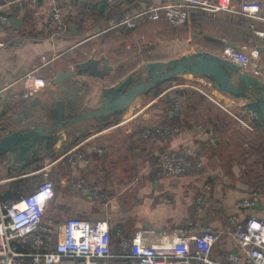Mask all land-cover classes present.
<instances>
[{"label":"crops","instance_id":"obj_1","mask_svg":"<svg viewBox=\"0 0 264 264\" xmlns=\"http://www.w3.org/2000/svg\"><path fill=\"white\" fill-rule=\"evenodd\" d=\"M58 1L63 9L66 29L60 35H53L49 29L47 0H0V16L7 17L6 20L0 18V38L5 42L0 46V127L14 124L15 119H20L25 113L24 102L18 101L9 106L7 97L21 89L20 78L23 74L36 68L41 75L53 78L59 70H70L71 65L75 67L80 62L95 58L100 60L98 69H104L106 62L111 68L103 79L86 76L87 80L92 84L100 80L103 85H111L128 73L139 70L144 62L167 60L198 51L220 54L225 43L230 42L236 48H246L248 51L258 49L260 70L264 72V0H231L236 9L245 1L259 4V11L252 17L237 10H202L214 23L202 21L200 30L193 23L200 13L198 11L192 12L182 27L168 25L162 11L157 19L140 20L135 29L123 23L140 10L159 7L169 0H118L113 5L108 2L103 5V0ZM223 16L229 19L221 21ZM239 16L247 18L248 29L229 35L222 33L224 25L234 22ZM232 25L236 26L234 23ZM133 32L148 38L149 50L130 44ZM151 51L154 53L145 57V53ZM43 54L58 55L43 64ZM145 58H148L147 61ZM261 76L264 81V73ZM54 88L52 82L34 98H40L44 92ZM179 91L184 98L180 110L173 112L160 98H156L157 95L148 93L144 98L137 97L122 116V119L128 117L136 106L137 114L128 121L122 122L121 119L91 126L55 154L42 155L20 170L9 173L6 167H0V189L19 179L41 180L40 173L31 172L42 167L46 158H55L83 141L80 149L87 153L91 161L89 164L72 166L60 160L49 167L56 190L55 197L45 208L44 224L61 228L69 217L105 220L110 229V248L116 254L120 251L118 230L126 237L140 230L148 241L156 240L162 233L169 237L176 235V229L185 227L192 217L193 198L206 180L212 188L203 220L220 232L211 257L225 261L229 251L242 253L243 247L232 232L229 216L237 213L234 206L236 201L259 189L255 187L261 182L254 181L257 174L250 173L248 177L242 174L253 157L244 159L240 156L241 148L230 138L231 134L218 131V121L223 119L224 112L217 103L192 87L182 86ZM192 91L204 94V103L195 106ZM240 100L243 104L244 100ZM162 119L177 123L180 131L159 142L139 137L138 132L142 128ZM259 129L264 137V131ZM210 131L218 141L216 146L208 142ZM93 144L101 145L104 153L100 155L90 151ZM187 145L202 156V171L156 180L152 168L160 156ZM243 148L250 152L251 146L245 143ZM78 175L89 182L102 183L109 199L92 202L75 193L68 180ZM251 214L264 218L263 199L257 207L241 211L243 218ZM129 263L130 258L125 256L109 258V264ZM56 264L80 263L74 258H64Z\"/></svg>","mask_w":264,"mask_h":264},{"label":"built area","instance_id":"obj_2","mask_svg":"<svg viewBox=\"0 0 264 264\" xmlns=\"http://www.w3.org/2000/svg\"><path fill=\"white\" fill-rule=\"evenodd\" d=\"M47 1L49 29L53 35H60L66 29L63 9L58 0ZM106 1L113 5L118 0ZM259 9V4L248 1L240 3L236 9L231 0H169L159 7L140 10L123 23L135 29L140 20L157 19L162 11L168 25L181 26L186 22L190 12L199 10L207 12L237 10L252 17ZM0 18L7 19L5 15ZM139 38L143 39L145 35L140 34L137 36V39ZM4 44V40L0 38V46ZM220 54L236 63L241 70L259 78L264 73L260 70L259 51L256 48L248 51L246 48L227 45L223 46ZM57 55L43 54L42 63L53 60ZM70 67L74 69L73 65ZM196 78L197 81H201L199 83L212 86L207 78L200 75H196ZM51 83L52 78L41 75L37 68L28 71L20 78L21 89L11 92L7 97V104L12 106L18 101L26 104ZM182 86L198 89L217 103L222 99L214 94L216 91L221 93L220 90L213 88L209 95L203 88L189 81L168 84L156 98L165 100L172 111L180 110L183 104L179 88ZM244 113L245 116L239 119L242 127L254 131L256 126L246 117L248 113L245 110ZM136 114L137 110H132V113L121 121H128ZM179 131L177 123L162 119L148 124L138 132V135L142 139L159 142ZM208 142L211 146L217 145L218 141L212 131L209 132ZM82 143L83 141L71 146L55 158H46L42 167L31 172L40 173L42 179L35 181L28 193L18 199H0V264H56L64 258H74L80 264H109V258L114 255L130 258L129 264H264V218L253 214L243 218L241 215L242 210L255 208L257 201L264 200V187L251 191L248 196L235 202L237 213L229 216V223L244 251L242 253L229 251L225 261L211 257L212 248L220 232L203 220L212 188L211 183L206 180L193 198L192 217L185 227L176 229V235L169 237L162 233L156 240L148 241L140 230L131 237L124 236L118 230L120 251L116 254L110 248V229L105 220L90 221L69 217L61 228L54 224H44L45 208L55 197L56 190L49 167L60 160H65L72 166L80 163L89 164L90 158L80 149ZM90 151L101 155L104 148L93 144ZM203 166L202 156L196 154L192 146L187 145L178 150L164 152L153 165L152 172L157 180L185 173H200ZM68 185L75 193L92 202L109 199V194L102 183L89 182L82 175L71 177Z\"/></svg>","mask_w":264,"mask_h":264},{"label":"water","instance_id":"obj_3","mask_svg":"<svg viewBox=\"0 0 264 264\" xmlns=\"http://www.w3.org/2000/svg\"><path fill=\"white\" fill-rule=\"evenodd\" d=\"M227 45L236 48L230 42ZM99 63V59L90 58L74 69L59 70L52 78L53 90L26 103L25 113L14 124L0 127V167L11 173L42 155L55 154L89 127L119 119L137 97L144 98L156 86L179 75L203 76L221 92L244 100L242 109L264 131V81L221 54L198 51L149 61L145 71H132L111 85L87 80L86 76L103 79L108 74L111 66L106 62L104 69H98Z\"/></svg>","mask_w":264,"mask_h":264},{"label":"trees","instance_id":"obj_4","mask_svg":"<svg viewBox=\"0 0 264 264\" xmlns=\"http://www.w3.org/2000/svg\"><path fill=\"white\" fill-rule=\"evenodd\" d=\"M200 12V13H198ZM197 13L196 17V21H194L193 23L195 24V28H197L198 30H200V26H201V22L205 21L208 24H213V20H211L210 17L206 16L205 13H203L202 10H199ZM192 12L189 13V17L191 15ZM205 15V16H204ZM193 17V18H195ZM204 17V18H203ZM229 18L226 17H222V19H220L221 21H226ZM222 23H226V22H222ZM232 23H234L236 26L232 25ZM185 23L182 26H184ZM248 29V20L247 18L244 17H238L234 20V22L230 21L227 22L223 29L221 30L222 33L224 34H231V32H237V30L239 31H244L245 29ZM173 79V78H172ZM170 79V80H172ZM169 81V80H168ZM192 94L194 95V102L193 104L195 106H198L199 103H204V100L206 99L204 94H201L199 92H195L192 91ZM108 118H104V120H107ZM236 127V121L230 119L228 117L227 114L224 113L223 115V119H220L218 121V131L222 134L226 133L227 131L232 130L230 138L232 139V141H234L235 145H237L238 147H240V156H243L244 159L250 158V157H256L257 159L255 160V162L262 161V154L264 153V137L261 135L262 133L259 132L258 130H256L255 132H252L250 130H238L235 129L233 127ZM143 129V128H142ZM247 143L248 145H250L252 147V151L248 152L243 148V144ZM244 149V151H243ZM236 150V149H235ZM249 166V165H248ZM34 185V181H26L24 179H19V180H15V181H11L10 183L4 185L2 187V189H0V199H18L20 198V196L28 193L32 187ZM257 188V187H255Z\"/></svg>","mask_w":264,"mask_h":264},{"label":"rangeland","instance_id":"obj_5","mask_svg":"<svg viewBox=\"0 0 264 264\" xmlns=\"http://www.w3.org/2000/svg\"><path fill=\"white\" fill-rule=\"evenodd\" d=\"M141 34V33H140ZM139 33L137 32H133V36L132 38L129 40L130 41V44L131 45H134V46H138V47H144V50H149V45H148V38L145 36V38L143 39H137V36L139 37L140 35ZM163 52V51H162ZM154 52H146L145 54V57H148V55L152 54ZM147 61L148 58H145ZM148 62V61H147ZM147 62H144V64H142L140 66V70L142 71H145V64ZM145 75L144 73L141 74V78H143ZM186 81H189L193 84H196L197 86H200L201 88H203V90H205V92L209 95H211V92H212V89L215 88L213 85L211 87L207 86V85H204L203 83H199L201 81H197V78H196V75H194L193 77H191L190 75H179V76H176L174 77L172 80H169V81H166V82H163L161 83L160 85L156 86L154 89H152L151 91H149L148 93L150 95H158L162 90H164L168 84H182V83H185ZM147 93V94H148ZM214 94H216V96H218V98H222L219 100L220 103H217L221 109L223 110V112L225 114L228 115V117L234 121H236V127L234 126V130L235 129H238V130H248V129H245L242 127L241 123H240V120L239 119H242L245 115L244 113V109H242V104H241V100L239 98H235L229 94H226L224 92H215ZM215 96V95H214ZM235 98V99H234ZM161 99V98H160ZM217 100V98H215ZM161 101H163L164 103L167 104V102L163 99H161ZM182 104H184V98H183V95H182ZM168 105V104H167ZM223 105V106H222ZM247 118H250V116L247 114L246 116ZM122 119V117H120L119 119H116L114 121H111V122H116V121H120ZM250 120L252 121V119L250 118ZM253 122V121H252ZM253 124L256 126L257 130L259 129V127L253 122ZM233 130V129H232ZM232 130L230 131H227L226 133L227 134H231L230 132H232ZM260 130V129H259ZM256 129L252 132H255ZM244 151V149H243ZM250 151H252V147L250 149ZM249 151H247L248 153ZM56 157V156H55ZM257 158L254 157L253 158V161L246 164V167L243 171L242 174H245V176H249L250 173H254V174H257V175H254L255 176V179L254 181L258 182L259 181L261 183H264V153L262 154V161H257L255 162ZM249 165V166H248ZM258 179V181H257ZM35 182V181H34ZM259 183L258 187L257 188H263L264 187V184H261Z\"/></svg>","mask_w":264,"mask_h":264},{"label":"bare ground","instance_id":"obj_6","mask_svg":"<svg viewBox=\"0 0 264 264\" xmlns=\"http://www.w3.org/2000/svg\"><path fill=\"white\" fill-rule=\"evenodd\" d=\"M187 75H190V74H187ZM125 114H126V113H125ZM125 114H124V115H125Z\"/></svg>","mask_w":264,"mask_h":264}]
</instances>
